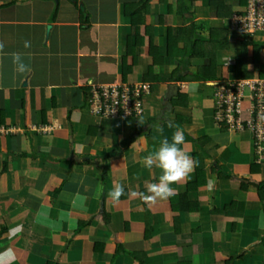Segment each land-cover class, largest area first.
Instances as JSON below:
<instances>
[{
	"label": "crops",
	"instance_id": "obj_1",
	"mask_svg": "<svg viewBox=\"0 0 264 264\" xmlns=\"http://www.w3.org/2000/svg\"><path fill=\"white\" fill-rule=\"evenodd\" d=\"M140 1L0 0V252L13 248L14 264H264L257 194L264 152L257 156L250 132H227L213 120L219 83L263 79L264 50L257 63L250 48L240 57L239 37L216 3L229 0H197L193 13L183 14L178 0H153L145 22L134 26L125 6ZM187 27L179 50H187L190 37L207 40L211 28L229 33V48L216 54L215 79L195 82V91L191 81L156 79L177 68L196 75L208 64L169 54V34L178 37ZM14 52L23 54L30 73L14 70L8 55ZM124 61L133 66L127 83L151 87L144 115L92 114L90 87L123 82ZM172 84L179 91L168 100ZM177 116L186 118L183 125L171 124ZM155 119L161 122L151 125ZM138 124L151 128V137L124 147ZM177 127L183 150L197 162L194 171L172 185L167 200L149 206L130 198L129 191L146 192L145 181L158 182L160 170L141 160ZM116 146L121 150L110 153ZM116 183L125 190L119 204L107 196ZM77 192L87 196L83 208L72 206ZM62 211L70 216L61 220ZM18 225L19 234L9 238Z\"/></svg>",
	"mask_w": 264,
	"mask_h": 264
},
{
	"label": "built area",
	"instance_id": "obj_2",
	"mask_svg": "<svg viewBox=\"0 0 264 264\" xmlns=\"http://www.w3.org/2000/svg\"><path fill=\"white\" fill-rule=\"evenodd\" d=\"M241 10L228 19L229 31L249 38L264 31V0H245ZM151 92L148 83L92 86L88 104L92 114L116 117H141L145 98ZM214 123L231 133L252 134L257 156L264 152V78L231 80L219 83L213 100Z\"/></svg>",
	"mask_w": 264,
	"mask_h": 264
},
{
	"label": "trees",
	"instance_id": "obj_3",
	"mask_svg": "<svg viewBox=\"0 0 264 264\" xmlns=\"http://www.w3.org/2000/svg\"><path fill=\"white\" fill-rule=\"evenodd\" d=\"M153 0H141L140 2L134 3V4H127L125 6V14L127 17L131 19L132 24L135 25H141L145 22V15L149 13L151 2ZM197 0H178V13L183 14L185 11L188 13H193L194 5ZM245 0H229L227 3H224L222 1H216V3L224 5V11L225 16L230 17L232 13V8L235 6H238L241 10L243 7V2ZM236 3V4H233ZM236 11L237 13H240L239 11ZM199 25H204L203 23H200L198 25L193 24L191 26V30L196 29ZM189 30V27L187 28H179L178 37H172L171 34L168 36V50L170 54V49L174 50L175 53L178 52L182 58L190 57V58H206L208 60V64L201 67L199 69L198 74H186L181 75L180 69L177 68L175 70V75L168 76L165 78L163 77H157L156 79H165L166 81H176V82H202V81H209L215 79V68H216V54L218 51H225L229 48V33L225 29H217V28H211L207 30L208 32V38L205 41L202 40H193L192 37H190L189 44L187 46V50H179L177 49L178 42L180 41L183 34H186ZM171 32V31H169ZM233 37H239L240 45H241V55L240 57H243L246 55L247 50L250 48L251 50V58L253 63H257L259 53L264 50V40L261 41V38L259 39H252L245 35H241L239 33L232 34ZM157 50L151 48V56L152 54L155 56V52ZM177 54V53H176ZM136 60V59H135ZM134 60V61H135ZM155 62H157L155 60ZM133 66H129L127 61H124L123 63V70H122V79L123 82H126L129 74L132 72ZM152 78V77H151ZM153 80V78L151 79ZM163 80V81H165ZM180 97H185L184 94H179L178 99ZM88 99V98H87ZM178 103V100L174 101L173 104L176 106ZM187 105V103H186ZM186 118L182 116H177L176 120L173 121L171 124L174 126L177 125H183L184 120ZM161 120H152L151 125H156L160 123ZM140 136H145L147 138L151 137V128L145 129V127L141 124L137 125V128L135 132L132 134V136L122 142V145L124 147L131 145L136 141L137 138ZM117 146L113 147L110 150V153L115 151H120L121 149ZM110 155V154H108ZM242 190H246V186L243 184L241 185ZM257 194L258 198L262 204L263 207V216H264V183H261L257 186ZM79 230V228L77 229ZM262 244L264 245V230H263V236H262Z\"/></svg>",
	"mask_w": 264,
	"mask_h": 264
},
{
	"label": "clouds",
	"instance_id": "obj_4",
	"mask_svg": "<svg viewBox=\"0 0 264 264\" xmlns=\"http://www.w3.org/2000/svg\"><path fill=\"white\" fill-rule=\"evenodd\" d=\"M230 34L232 35L231 32ZM24 46L25 48L30 47V41H25ZM4 47L5 45L3 41H0V54H5ZM8 55L12 57L14 70L17 73L25 74L31 72V68L24 62L23 54L14 52L9 53ZM197 87L198 85L194 82L192 85L193 91H195ZM142 138L143 137L141 136L138 140H142ZM184 143V132L182 129L177 127V130L172 134L171 140L165 137L161 140L158 148L145 155L142 158L141 163L149 170L153 168L160 170L158 182L145 181L146 192H137L134 190L129 191V197H139L145 204L151 206L155 205L158 201L167 200L173 196L175 194V189L172 187V185L187 180L197 166V162L193 159V157L183 150L182 145ZM208 183L209 187H211L214 181L209 180ZM123 195H125L124 186L119 183L114 184L113 188L107 192L108 198H110L114 204H119ZM86 201L87 196L81 195L79 192H77L73 197L72 206L83 208ZM69 216L70 213H65L62 211L60 214V219L64 220ZM69 226L72 227L73 225L70 223ZM21 229V225H18L15 228H10L8 231L9 238H14L19 234ZM15 260L16 253L13 248L9 247L3 252H0V264H14Z\"/></svg>",
	"mask_w": 264,
	"mask_h": 264
},
{
	"label": "water",
	"instance_id": "obj_5",
	"mask_svg": "<svg viewBox=\"0 0 264 264\" xmlns=\"http://www.w3.org/2000/svg\"><path fill=\"white\" fill-rule=\"evenodd\" d=\"M55 1L57 2L58 0H55ZM81 10L85 11L84 6H81ZM178 91H179L178 85L177 84H172L170 86L169 90L167 91V94H166L165 98L170 100L173 97L174 94L178 93ZM169 106L170 107L172 106L171 103H169Z\"/></svg>",
	"mask_w": 264,
	"mask_h": 264
},
{
	"label": "rangeland",
	"instance_id": "obj_6",
	"mask_svg": "<svg viewBox=\"0 0 264 264\" xmlns=\"http://www.w3.org/2000/svg\"><path fill=\"white\" fill-rule=\"evenodd\" d=\"M238 6H239V5H238ZM238 6H237V7H238ZM237 7H236V8H237ZM226 23H228V20H226ZM223 29H224V28H223ZM226 29H227V28H226ZM226 29H225V30H226ZM260 37H264V32L252 36V39H259ZM128 84H129V83H128ZM184 96H185V97H180L179 100H182V101H185V102L189 101V96H188L187 94H185Z\"/></svg>",
	"mask_w": 264,
	"mask_h": 264
}]
</instances>
